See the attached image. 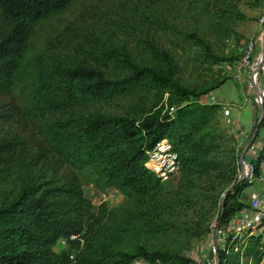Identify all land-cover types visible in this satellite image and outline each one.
Wrapping results in <instances>:
<instances>
[{
	"label": "trees",
	"instance_id": "16d2710c",
	"mask_svg": "<svg viewBox=\"0 0 264 264\" xmlns=\"http://www.w3.org/2000/svg\"><path fill=\"white\" fill-rule=\"evenodd\" d=\"M69 2L0 0V93H11L31 27ZM236 16L232 0H197L188 33L165 18L146 16L154 28L112 24L108 33H90L93 39L84 42L56 40L59 48L72 43L73 49L48 50L40 58L31 95L40 114L34 120L37 134L25 135L14 125L0 134V264H70L69 251H54L60 239L71 247L82 243L76 264H192L182 253L190 250L193 237L210 231L220 189L232 184L216 218L219 230L226 229L245 207L237 198L251 183L237 179L235 149L211 125L217 107L190 99L223 83L214 66L227 59L210 33ZM182 33L199 49L189 78L163 44L171 42L168 35ZM126 34L135 41L113 40ZM140 92L155 100L146 111L108 112L109 104ZM163 94L174 108L170 114L154 109ZM166 139L178 155L179 177L172 188L151 173L146 154ZM263 161L264 141L252 165L254 178L260 177ZM85 167L92 168L98 186L125 193L126 202L94 209L73 172ZM188 211L190 217L180 222ZM215 258L217 264H261L264 222L225 237Z\"/></svg>",
	"mask_w": 264,
	"mask_h": 264
},
{
	"label": "rangeland",
	"instance_id": "374dc122",
	"mask_svg": "<svg viewBox=\"0 0 264 264\" xmlns=\"http://www.w3.org/2000/svg\"><path fill=\"white\" fill-rule=\"evenodd\" d=\"M196 1L166 0L152 4L150 1L142 2V0H70L64 10L33 25L25 43L22 63L19 65L17 74L13 76L11 93L6 95L0 93V117H3V120L0 121V134L14 126L25 135H27L26 132L31 135L37 134L38 127L34 126L37 124L34 120H37L40 114L35 110L31 95L39 75L40 58L48 50L67 53L73 49L72 43L64 48H59L56 45V40H59L61 44L74 39L84 42L93 39L90 33L98 34V31L104 29L108 33V26L111 30L112 24L115 27V25L126 26L128 23L138 22L145 27L152 26L154 28V25L150 24L151 19L145 18L146 16L165 18L170 26H179V31L188 33L192 26L190 18L192 6ZM232 4L237 10V16L231 23H219L212 26L210 33V40L217 43L215 45L217 51L223 52L227 59V61L214 66L215 74L223 83L206 95L191 98L190 102L217 107L216 116L211 125L216 129V133L224 139V143L235 149L238 179L240 177L239 156L260 117L258 99L254 94L252 83L254 82L260 92H263L264 62L256 71L255 80L252 79V76L253 67L261 57L263 49L264 0H232ZM81 34L86 35V39ZM128 34H126L127 37L113 36V40L117 41V39L123 38L130 43L133 37ZM183 34L168 35L171 42L165 41L163 44L174 52L181 73L189 78L192 72V60L198 55L199 49ZM105 36L107 35L105 34ZM245 50L248 56L247 62H244ZM156 100L158 101L155 104V111L159 110L162 115L172 113L166 101V94L158 95ZM154 101L144 92H140L132 97L121 98L109 104L108 112L116 115L136 116L133 114L146 111L153 106ZM225 110L229 112L227 115L224 114ZM263 141L264 131L259 129L254 141L242 158L244 172L248 173V176L244 175L242 180L250 181L251 184L244 190V194H240L237 201L245 207L253 195L259 197L264 193V161L260 166V177L252 176V165L262 149ZM73 172L78 179L84 197L94 209L102 204L107 208H116L126 202L125 193L111 187L98 186L92 168H77ZM178 177L179 170L175 175L163 181L164 186L174 187ZM231 186L232 184L228 185L227 189H220L222 193L218 197L219 202L210 222L211 226L215 225L218 206H221L220 202L224 194L228 190H232ZM229 203H233L232 200ZM182 215L180 222L190 217V211L185 213V217ZM71 240H75V238ZM63 242L64 240L60 239L56 243L54 251L58 253L69 251L70 256L73 257L70 259L69 256L70 264H72L75 254H79L82 249V243L71 247L66 242L62 244ZM213 242L214 231L211 227L207 234L193 237L190 250L182 255L189 258L192 264H206L213 257L211 252ZM134 264L145 263L138 261ZM261 264H264V258Z\"/></svg>",
	"mask_w": 264,
	"mask_h": 264
},
{
	"label": "built area",
	"instance_id": "2783aa9c",
	"mask_svg": "<svg viewBox=\"0 0 264 264\" xmlns=\"http://www.w3.org/2000/svg\"><path fill=\"white\" fill-rule=\"evenodd\" d=\"M251 47V46H250ZM246 56L244 62L248 61L247 51L245 50ZM257 100V99H256ZM259 102V100H257ZM174 108H170V112H173ZM229 112L224 111V114L227 115ZM148 157V166L151 173L161 182L166 181L171 176L175 175L178 172V155L173 149V145L169 140L158 141L154 147L146 152ZM245 176H248V173L245 172ZM264 222V193L262 195H253L251 201L248 203L247 207L242 208L237 212L229 221L226 229L224 231L219 230L216 232L217 247L218 244L224 242L225 237L227 236H238L241 235L244 231L251 230L256 228L259 224ZM216 226L213 224L211 227L214 231ZM226 235V236H225ZM74 236H71L70 239H74ZM65 240L62 244H65ZM216 247L214 246L211 249L212 259L208 260L206 264H215V254ZM73 257L70 256V259ZM72 264H75L74 262Z\"/></svg>",
	"mask_w": 264,
	"mask_h": 264
},
{
	"label": "water",
	"instance_id": "95a60500",
	"mask_svg": "<svg viewBox=\"0 0 264 264\" xmlns=\"http://www.w3.org/2000/svg\"><path fill=\"white\" fill-rule=\"evenodd\" d=\"M262 47H263V49H262L261 57L259 58V60L257 61V63L253 67V70L255 72L258 70V68L264 62V27H263V30H262ZM252 87H253V91H254V94H255L256 98L259 100L258 105H259V114H260V117H259V120L256 123L253 131H252V134H251L250 138L248 139L247 143L245 144V146L242 149L241 154L239 156V161H240L239 162V164H240V177H239V180H242L244 178V175H245L244 167L242 165V158H243L244 154L246 153L248 147L254 141L257 132L261 128V120H262L263 115H264V107H263V104H262L264 93L263 92H260V90L256 87V85H255L254 82L252 83ZM226 195H227V192L224 194V196L222 198V201H221L220 214H222V212L224 210ZM218 228H219V221H217L216 226H215V229H214V246L216 248H217L216 232L218 231ZM215 264H217V259L216 258H215Z\"/></svg>",
	"mask_w": 264,
	"mask_h": 264
},
{
	"label": "bare ground",
	"instance_id": "6f19581e",
	"mask_svg": "<svg viewBox=\"0 0 264 264\" xmlns=\"http://www.w3.org/2000/svg\"><path fill=\"white\" fill-rule=\"evenodd\" d=\"M253 71V70H252ZM256 72L253 71L252 79L255 80Z\"/></svg>",
	"mask_w": 264,
	"mask_h": 264
},
{
	"label": "crops",
	"instance_id": "0c3cea01",
	"mask_svg": "<svg viewBox=\"0 0 264 264\" xmlns=\"http://www.w3.org/2000/svg\"><path fill=\"white\" fill-rule=\"evenodd\" d=\"M244 194V193H243Z\"/></svg>",
	"mask_w": 264,
	"mask_h": 264
}]
</instances>
